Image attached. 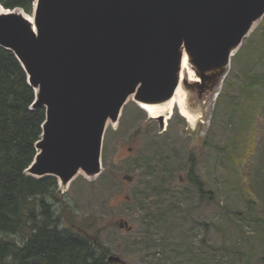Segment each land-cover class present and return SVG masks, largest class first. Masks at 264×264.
I'll use <instances>...</instances> for the list:
<instances>
[{"label": "rangeland", "instance_id": "374dc122", "mask_svg": "<svg viewBox=\"0 0 264 264\" xmlns=\"http://www.w3.org/2000/svg\"><path fill=\"white\" fill-rule=\"evenodd\" d=\"M243 43L196 129L176 108L160 126L125 102L103 134L104 177L60 187L65 226L93 218L116 264H264V86L244 88L248 75L264 80V16ZM191 165L210 197L189 182Z\"/></svg>", "mask_w": 264, "mask_h": 264}, {"label": "water", "instance_id": "95a60500", "mask_svg": "<svg viewBox=\"0 0 264 264\" xmlns=\"http://www.w3.org/2000/svg\"><path fill=\"white\" fill-rule=\"evenodd\" d=\"M2 9L0 46L27 75L31 109L45 108L25 172L65 187L79 171L101 173L106 124L118 121L129 96L141 107L173 95L183 54L196 78H183V87L210 102L264 16V0H35L32 22L18 8ZM118 227L131 229L124 220ZM107 260L121 263L113 254Z\"/></svg>", "mask_w": 264, "mask_h": 264}, {"label": "trees", "instance_id": "16d2710c", "mask_svg": "<svg viewBox=\"0 0 264 264\" xmlns=\"http://www.w3.org/2000/svg\"><path fill=\"white\" fill-rule=\"evenodd\" d=\"M34 3L0 0L2 7L18 8L26 15L33 14ZM243 47L244 43L236 55ZM259 84L264 86L263 78L248 75L244 88ZM34 98L20 62L12 51L0 46V264H113L107 260L111 253L93 218H83L79 230L65 226V207L59 205L65 195L60 193L57 178H36L25 172L37 152L35 143L45 119L44 107L31 109ZM143 160L151 159L143 156ZM98 177L102 179L104 174ZM188 180L200 198L212 195L193 165ZM71 218L75 219L67 215Z\"/></svg>", "mask_w": 264, "mask_h": 264}, {"label": "bare ground", "instance_id": "6f19581e", "mask_svg": "<svg viewBox=\"0 0 264 264\" xmlns=\"http://www.w3.org/2000/svg\"><path fill=\"white\" fill-rule=\"evenodd\" d=\"M0 11H3L1 5ZM27 17L32 22L31 16ZM258 22L259 21H256L253 24L250 32L255 28ZM185 77H187L189 80L196 79L194 78L193 73L189 68L186 55L183 54L181 61L180 80L173 95L169 99L161 103L151 105L141 104V108L145 110L148 116L151 118H156L159 116L162 117L164 124L166 123V120L173 114L175 108L178 110V113L187 121L188 125L191 126V128L196 129L200 123L205 124L208 118V105H211L212 102H215V99L219 94L223 81L221 82V85L218 88L219 91L212 95L210 102H208V100L196 102L190 98V94L183 87L182 81ZM129 98L132 99V96H129ZM81 172L82 171H79L78 173Z\"/></svg>", "mask_w": 264, "mask_h": 264}]
</instances>
